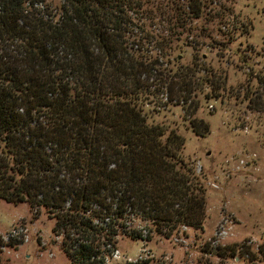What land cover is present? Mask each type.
Here are the masks:
<instances>
[{"label": "trees", "instance_id": "obj_1", "mask_svg": "<svg viewBox=\"0 0 264 264\" xmlns=\"http://www.w3.org/2000/svg\"><path fill=\"white\" fill-rule=\"evenodd\" d=\"M37 1L0 0V199L45 208L72 264H109L120 236L203 229L206 178L184 155L181 125L157 117L180 105L196 135L211 126L196 117L189 75L163 67L169 38L147 47L128 36L149 0H63L58 20L30 13ZM185 1L171 33L204 13L203 0ZM257 79L250 102L261 106ZM242 247L214 249L251 253Z\"/></svg>", "mask_w": 264, "mask_h": 264}, {"label": "rangeland", "instance_id": "obj_2", "mask_svg": "<svg viewBox=\"0 0 264 264\" xmlns=\"http://www.w3.org/2000/svg\"><path fill=\"white\" fill-rule=\"evenodd\" d=\"M203 2V15L188 18L185 24L192 30L180 35L168 29L187 2L149 0L145 17L136 20L143 29L132 26L128 36L147 47L153 37L169 38L172 48L161 59L163 67L189 75L193 98L201 105L196 117L211 126L207 136L196 135L184 123L180 105L162 109L157 117L181 125L184 155L206 178L204 227H183L170 237L154 234L150 242L120 236L109 264H264V104L250 102L252 91L261 88L257 76L264 74V0ZM62 4L37 1L29 11L38 16L48 12L58 20ZM130 224L143 228L139 220ZM55 226L45 208L0 199V264H72ZM234 244L251 253L220 257L214 249Z\"/></svg>", "mask_w": 264, "mask_h": 264}, {"label": "built area", "instance_id": "obj_3", "mask_svg": "<svg viewBox=\"0 0 264 264\" xmlns=\"http://www.w3.org/2000/svg\"><path fill=\"white\" fill-rule=\"evenodd\" d=\"M211 107H213V105H211ZM254 157H255V154H253V158H254ZM240 162H241V163H245V160H241ZM198 171L200 172L201 169L198 168ZM214 186H215V185H214ZM223 233H224V232H223ZM117 251H118V250H117ZM115 253H116V252H115ZM115 253H114V254H115ZM115 256H116V258H120V257H121L118 253H117ZM138 261H139V260H136V262H138ZM130 262H135V261H131V260H130Z\"/></svg>", "mask_w": 264, "mask_h": 264}]
</instances>
